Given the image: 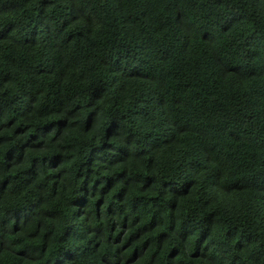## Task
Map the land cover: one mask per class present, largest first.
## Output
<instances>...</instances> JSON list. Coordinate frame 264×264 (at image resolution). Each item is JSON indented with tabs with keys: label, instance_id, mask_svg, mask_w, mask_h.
<instances>
[{
	"label": "trees",
	"instance_id": "obj_1",
	"mask_svg": "<svg viewBox=\"0 0 264 264\" xmlns=\"http://www.w3.org/2000/svg\"><path fill=\"white\" fill-rule=\"evenodd\" d=\"M0 264H264V0H0Z\"/></svg>",
	"mask_w": 264,
	"mask_h": 264
}]
</instances>
